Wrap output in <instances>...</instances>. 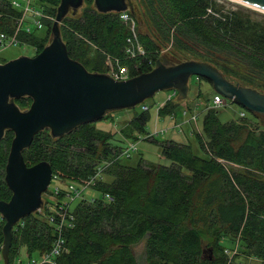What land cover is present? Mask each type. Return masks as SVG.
Here are the masks:
<instances>
[{"label": "trees", "instance_id": "16d2710c", "mask_svg": "<svg viewBox=\"0 0 264 264\" xmlns=\"http://www.w3.org/2000/svg\"><path fill=\"white\" fill-rule=\"evenodd\" d=\"M139 1L149 29L153 28L150 33L149 29L138 33L146 51L144 58L125 59L129 24L118 13H98L93 0H84L81 12L65 17L60 24L68 56L89 72L99 73L108 72L109 56L126 66L131 78L149 72L159 58L166 57L159 54L160 47L172 39L176 50L169 59L185 61V56L175 58L196 54L201 57L196 60L216 67L231 82L264 93L260 84L264 80L262 24L241 13L224 11L214 0ZM31 2L37 7L34 9L54 18L60 0ZM134 9L128 14L135 16ZM21 16L12 0H0V33L12 36ZM52 23L43 21L40 30H18V45L33 48L36 56L49 42ZM15 103L24 110L31 100L20 98ZM144 106L120 130L124 139L118 142L113 134H102L93 124H86L58 139L43 130L23 151L27 166L46 161L53 180L72 183H81L99 164L113 160L92 186L99 196L75 201L71 208L73 222L63 233L66 251L56 264H236L224 254L225 239L234 248L240 245V253L263 260L264 130L244 117L221 123L218 110L208 109L201 133L197 128L191 133L201 156L194 154L189 143L168 139L160 143V155L169 166L152 165L142 158L130 166L125 159L115 160V155L127 142L146 134L149 115ZM178 106L179 101L168 98L158 115L167 116ZM12 138L13 133L6 131L0 141V201L11 197L4 175ZM63 195L55 199L59 201ZM44 203L42 213L29 215L14 226L9 264L21 254L31 258L50 250L56 218L52 219L46 206L50 202ZM3 225L0 217V253ZM141 242L143 263L132 249Z\"/></svg>", "mask_w": 264, "mask_h": 264}, {"label": "water", "instance_id": "95a60500", "mask_svg": "<svg viewBox=\"0 0 264 264\" xmlns=\"http://www.w3.org/2000/svg\"><path fill=\"white\" fill-rule=\"evenodd\" d=\"M83 1L60 0L49 42L36 56H20L0 63V140L6 131L13 133L4 175L11 197L0 201V217L4 220L3 264H9L13 227L43 208L42 195L52 179L48 162L27 166L23 158V151L39 132L48 130L53 139L62 138L110 113L132 110L161 91H176L177 101H184L193 76L209 81L214 93L253 114L264 126V93L231 82L203 61L176 62L161 57L149 72L126 80L89 72L68 56L60 32L63 19L76 15ZM236 1L264 11V0ZM93 7L101 14L132 10L128 0H93ZM20 98L31 100L27 109L16 105L15 100Z\"/></svg>", "mask_w": 264, "mask_h": 264}, {"label": "rangeland", "instance_id": "374dc122", "mask_svg": "<svg viewBox=\"0 0 264 264\" xmlns=\"http://www.w3.org/2000/svg\"><path fill=\"white\" fill-rule=\"evenodd\" d=\"M20 2L22 6L25 5L24 2L21 0H17ZM218 7L224 11H234L241 13L243 16L248 17L250 20L259 22L264 26V11L253 8L251 6H248L246 4H243L241 2H238L236 0H214ZM129 5L135 8L136 15L131 16L136 33H147L149 31L152 32V27L149 29V20L145 15H142V4L139 0H128ZM85 6L83 3L82 7L79 9L77 14H79L82 10V8ZM31 7L37 8L33 5L31 2ZM20 11L21 7L18 8ZM145 9V8H144ZM129 12H131L129 10ZM76 14V15H77ZM68 16H71L69 14ZM21 18V17H20ZM30 17H26V21H30ZM26 24V23H25ZM24 24V25H25ZM130 28V25H129ZM149 29V30H148ZM148 30V31H147ZM41 33V32H40ZM175 47L173 46V40L169 39L167 43L162 45L160 47L159 54H166V58L172 57L171 52H175ZM177 53V52H176ZM185 53V52H184ZM174 54V53H173ZM35 55L34 49L29 46H21V45H12L8 47H0V62H2V59L6 62L12 59H16L20 56H28L33 57ZM183 56H185L187 60H193V59H201L200 56L196 54H190L185 53L182 54L181 57L175 58L181 59ZM179 61V60H178ZM198 61V60H197ZM107 68L109 69V64H107ZM262 86H264V80L260 81ZM189 91L187 94V98L184 101H179V106L176 108V110L173 113L168 114L167 116L160 117L158 115V109L165 103L166 100H176L177 101V94L173 95V90L168 91H161L156 93L151 99H148L144 102L145 106L148 107V115H149V121L146 126V134L138 135V139L135 141H129L127 143L133 144L136 147V152L131 151L132 155L130 158H127L125 163H127L130 166H136L138 161L142 158L144 161L150 164H156V165H163V166H169L170 162L160 155V143L168 140L171 136L172 132L175 136H178V134H183L186 136L187 139L185 141L182 138L177 139L179 142L182 143H189L192 146V150L195 155L201 156L202 153L198 147V144L196 142V139L193 135H191L192 131L197 128L198 132L201 133L202 131V121L204 112L209 109L211 99L214 95V92L212 90V86L210 83L203 79H199L197 77H191L188 82ZM208 108V109H207ZM27 109V108H26ZM140 105L136 106L132 110H122L118 112L110 113L106 116V118H103L97 122L90 123L93 124V127L96 131L102 132V134L110 133L113 134L114 140L120 141L123 140V135H120V130L124 127H126L129 120H131L135 113L140 112ZM186 110L188 115H196L197 120L195 123H185L182 126L176 123H174V117L176 116V120H182L183 119V111ZM217 117L221 123H227L234 120H239L240 114L244 113V119L246 121H250L254 125H259L260 129L264 130V126L259 123V119H257L253 114L249 113L248 111L244 110L242 107L230 102L225 101V105L218 108ZM187 119V118H186ZM189 119V118H188ZM176 128V129H175ZM175 129V130H174ZM148 133V134H147ZM152 135H150V134ZM155 135L154 137H152ZM42 138V137H41ZM2 140V139H1ZM0 140V141H1ZM154 140V141H153ZM186 140L188 142H186ZM180 142V143H181ZM99 147V146H98ZM235 171H240V169L236 166L230 165ZM68 186L73 189L80 188V186L76 183H72L69 181H62V180H51V183L47 189V191L42 195V199L44 202H50L48 193L52 190V187L54 186ZM84 196L86 198H92V197H98L99 194L95 192L91 186H87V188H81ZM60 202H64L65 198H61L59 200ZM76 202L72 203L70 206L71 208L75 205ZM45 204V203H44ZM47 208L48 205H46ZM44 208V206H43ZM43 208L41 211L39 210V213L43 211ZM34 213V214H35ZM222 245L226 248V251H234L236 252H230L225 255H227L228 260L235 262L236 264H264V259H256L254 257H248L245 254H242L239 252L240 245H237V248H234V244H230L228 240H224L222 242ZM133 252L137 258V260L140 263L144 262L143 258V249H144V243L141 242L137 245H135L133 248ZM204 255L205 257L209 256L208 252L205 251L204 246ZM36 256V255H35ZM20 257L25 260L26 256L24 254H21ZM229 261V262H230Z\"/></svg>", "mask_w": 264, "mask_h": 264}, {"label": "built area", "instance_id": "2783aa9c", "mask_svg": "<svg viewBox=\"0 0 264 264\" xmlns=\"http://www.w3.org/2000/svg\"><path fill=\"white\" fill-rule=\"evenodd\" d=\"M25 3L24 6L20 4L17 0H12V5L16 8L21 7L22 16L18 19V26L16 32L12 36H8L6 34L0 33V47H8L12 45H17V31L22 28L26 32H30L34 27L38 30L43 28V21H54V18L47 15L46 13L34 9L31 7V0H21ZM120 20L130 25L131 35L127 39V45L124 50L125 59L134 60L138 58H144L146 56V51L142 44L139 41L138 34L135 31L134 22L131 16L127 11L118 13ZM30 17V21H26V17ZM26 23V24H25ZM25 24V25H24ZM119 60H112L109 56L106 58V63L109 64V69L107 74L110 75L115 80H126L129 78V70L126 66L119 65ZM176 91H173V95H176ZM225 99L220 95H213L209 109H218L225 105ZM208 109V108H207ZM143 110H147V107L144 106ZM183 116L188 117L190 123H195L197 120L196 115H188L186 110L183 111ZM240 117H244V113L240 114ZM150 134V133H149ZM152 135V134H150ZM153 135L152 137H154ZM131 151L136 152V147L133 144L126 143L124 147H122L115 155V160L127 159L133 154ZM132 153V154H131ZM113 161V160H112ZM112 161H105L95 169L94 173L88 177L86 180L81 183H76L80 186V188L73 189L66 186H54L50 191L51 195L49 196L50 203H47L50 212H52V219L55 216L56 224H55V239L51 245V248L48 252H45L41 255L32 256L31 258L26 257L23 260L20 256L14 260L13 264H56V259L66 251L65 248V240L63 238V233L65 231L66 225L68 227L71 226V222H73V216L70 214L71 212V204L78 200H83L86 198L81 188H87V186H93L96 182L100 181L103 178V172L105 169L112 163ZM52 180V179H51ZM51 183V182H50ZM63 195L65 198L64 202H60L55 199V197L59 195ZM71 205V206H70ZM41 211V210H40ZM54 220V219H53ZM54 220V221H55ZM21 221V220H20ZM19 221V222H20ZM19 222L17 224H19ZM14 229V227H13ZM67 229V228H66ZM230 252H236L230 251ZM229 250L225 253H230ZM0 264L2 263V257L0 253Z\"/></svg>", "mask_w": 264, "mask_h": 264}, {"label": "crops", "instance_id": "0c3cea01", "mask_svg": "<svg viewBox=\"0 0 264 264\" xmlns=\"http://www.w3.org/2000/svg\"><path fill=\"white\" fill-rule=\"evenodd\" d=\"M183 116V115H182ZM187 118V119H186ZM174 123H176V124H178V126L179 125H183V124H185V123H188V124H190V122H188L189 120H188V117H185V116H183V119L182 120H176V116L174 117ZM191 125V124H190ZM176 129V128H175ZM174 129V130H175ZM179 138H182L184 141H185V139H187L186 138V136L183 134V132H182V134H178V136H175L174 135V133L172 132V134H171V136L169 137V140H173V141H175V142H178V143H180L177 139H179ZM186 142H188L187 140H186ZM182 143V142H181ZM182 144H186V143H182Z\"/></svg>", "mask_w": 264, "mask_h": 264}]
</instances>
